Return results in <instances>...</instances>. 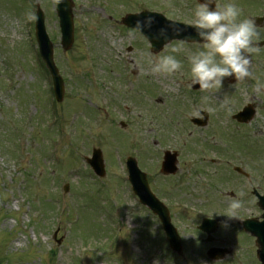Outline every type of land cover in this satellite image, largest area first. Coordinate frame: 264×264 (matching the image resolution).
Segmentation results:
<instances>
[{"label": "rangeland", "instance_id": "374dc122", "mask_svg": "<svg viewBox=\"0 0 264 264\" xmlns=\"http://www.w3.org/2000/svg\"><path fill=\"white\" fill-rule=\"evenodd\" d=\"M189 1L72 0L74 41L63 52L54 0H0V264H258L252 239L238 225L258 214L251 192L264 194V94L254 91L255 78L193 92L188 55L195 46L175 53L183 71L154 74L148 43L119 24L142 10L188 24L197 7ZM235 2L242 18L264 14V0ZM36 3L64 81L56 125L35 55ZM258 30L263 34L264 24ZM258 54L250 67L264 80V53ZM247 103L255 115L237 125L231 116ZM199 111L209 116L204 128L189 121ZM92 149L102 153V179L84 163ZM166 150L178 154L175 176L159 173ZM126 157L137 161L169 209L181 255L169 251L158 220L132 195ZM232 198L243 206L229 220ZM203 218L220 220L210 244L197 230ZM211 247L229 255L209 261Z\"/></svg>", "mask_w": 264, "mask_h": 264}, {"label": "clouds", "instance_id": "9594fccd", "mask_svg": "<svg viewBox=\"0 0 264 264\" xmlns=\"http://www.w3.org/2000/svg\"><path fill=\"white\" fill-rule=\"evenodd\" d=\"M152 22L151 17L137 21L136 29L143 34L145 29L151 28ZM187 23L195 34V40L185 39L179 46L171 47L164 54L149 53L152 56L149 60L152 73L170 76L183 71L184 61L175 53L184 50L186 44L192 43L195 50L188 55L190 86L199 85L202 91L210 93L223 89L226 78L233 77L234 81L254 78L249 54L259 50L255 42L262 38L261 32L255 19L242 18V9L235 0H228L222 6H216L215 0H197V7ZM168 32L169 28L162 27L156 38L167 44ZM255 81L256 94H264V80L255 77ZM208 98L207 95L202 97L204 101ZM242 206V201L232 198L224 216L231 220ZM153 264L160 262L157 259Z\"/></svg>", "mask_w": 264, "mask_h": 264}, {"label": "water", "instance_id": "95a60500", "mask_svg": "<svg viewBox=\"0 0 264 264\" xmlns=\"http://www.w3.org/2000/svg\"><path fill=\"white\" fill-rule=\"evenodd\" d=\"M71 7L72 4L69 0H56V14L59 18V27L61 32V47L64 51L70 49L73 43ZM147 17H151L153 19V22L151 28L145 29V32L143 34L150 41L152 50L155 53L159 52L166 44L164 40L156 38V34L162 27L169 28L168 42L172 39H188L190 41L195 40V34L191 27L168 22L162 16L153 13L142 12L138 15H127L121 20V23L127 27L136 29L137 21H143ZM177 29H180L181 31L177 32ZM36 38L40 47L41 56L46 63V67L52 75L55 84V92L58 100L60 101L63 92L62 81L58 76L57 70L53 64L52 46L45 34L43 17L40 11L37 12L36 18ZM191 88L194 90H201L199 88V85H193L191 86ZM243 112V114H239L235 118L240 122H248L252 117L253 111L250 108H246ZM202 115L204 116V118L201 121H195V124L201 127L205 126L207 121V115L204 113ZM128 161L130 182L132 183L133 189L138 195L140 202L146 205L154 214L159 217L163 229L169 239L171 248L180 253L179 238L177 237L174 229H172V227L170 226L166 208L150 194L145 176L138 171L135 161L132 159H129ZM86 162L90 164V166L98 176H104V168L100 151L94 150L92 159H87ZM176 171V154L171 155L169 153H165L164 162L162 164V173L165 175H169L175 174ZM259 200L262 202L261 206L264 208V197L259 198ZM255 224L256 223H254L253 221H248L244 223V226L249 225L248 228L246 227V230L257 238L256 244L262 250L260 258L264 262V227L258 228L257 226H255ZM200 229L207 234L212 233L214 231L213 222L204 220ZM225 253V251L211 250L209 252V255L214 259H221L224 257Z\"/></svg>", "mask_w": 264, "mask_h": 264}, {"label": "flooded vegetation", "instance_id": "af4514ba", "mask_svg": "<svg viewBox=\"0 0 264 264\" xmlns=\"http://www.w3.org/2000/svg\"><path fill=\"white\" fill-rule=\"evenodd\" d=\"M263 34H264V32H263ZM263 34H261V37H263V38H264V35H263ZM263 38L259 39L258 41H262V40H263Z\"/></svg>", "mask_w": 264, "mask_h": 264}, {"label": "bare ground", "instance_id": "6f19581e", "mask_svg": "<svg viewBox=\"0 0 264 264\" xmlns=\"http://www.w3.org/2000/svg\"><path fill=\"white\" fill-rule=\"evenodd\" d=\"M160 97V96H159Z\"/></svg>", "mask_w": 264, "mask_h": 264}]
</instances>
